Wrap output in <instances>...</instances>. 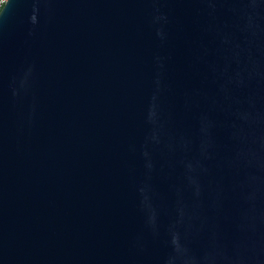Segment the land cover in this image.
<instances>
[{
	"label": "water",
	"instance_id": "obj_1",
	"mask_svg": "<svg viewBox=\"0 0 264 264\" xmlns=\"http://www.w3.org/2000/svg\"><path fill=\"white\" fill-rule=\"evenodd\" d=\"M0 264H264V0H7Z\"/></svg>",
	"mask_w": 264,
	"mask_h": 264
},
{
	"label": "built area",
	"instance_id": "obj_2",
	"mask_svg": "<svg viewBox=\"0 0 264 264\" xmlns=\"http://www.w3.org/2000/svg\"><path fill=\"white\" fill-rule=\"evenodd\" d=\"M7 0H0V11L2 10L3 6L6 4Z\"/></svg>",
	"mask_w": 264,
	"mask_h": 264
}]
</instances>
